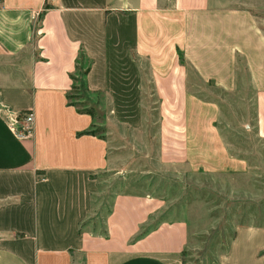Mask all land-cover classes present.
<instances>
[{"label": "crops", "instance_id": "1", "mask_svg": "<svg viewBox=\"0 0 264 264\" xmlns=\"http://www.w3.org/2000/svg\"><path fill=\"white\" fill-rule=\"evenodd\" d=\"M81 20L102 24L109 71L98 37L86 43L75 29ZM84 47L95 59L91 82H104L110 101L131 100L133 89L136 101L159 103L161 151L181 152L185 165L198 156L204 168L239 170L246 161L215 125L217 104L191 89L192 72L227 93L245 72L264 140V28L224 0H0V103L34 113L33 135L20 138L0 110V264H183L189 223L155 222L163 204L151 195L117 194L102 228L79 234L90 175L127 162L109 136L128 126L142 135L149 120L107 114L110 134L88 133L94 117L68 99ZM220 264H264V225L238 226Z\"/></svg>", "mask_w": 264, "mask_h": 264}, {"label": "rangeland", "instance_id": "2", "mask_svg": "<svg viewBox=\"0 0 264 264\" xmlns=\"http://www.w3.org/2000/svg\"><path fill=\"white\" fill-rule=\"evenodd\" d=\"M224 1L234 7L250 9L264 28V0ZM79 18L88 19L86 16ZM75 29L84 36L86 43L91 33L98 37L92 41L102 64L107 60L104 65L109 71L102 24L81 20L75 24ZM94 62V56L88 55L86 47L82 48L69 100L79 111L92 112L95 132L110 134L107 114L118 119L127 117L134 125L142 112L149 120L145 122L142 135L128 126L122 133L116 129L117 134L109 136L113 151L122 152L127 162L121 170L114 168L90 175L94 186L89 199L91 212L81 223L79 234L89 226L102 228L117 194L151 195L163 204L155 222L184 219L189 223L191 233L183 252V264H220L238 226L264 225V140L257 135L255 94L246 73L242 72L241 86L234 93H227L210 82H203L192 72L191 89L202 99L217 104L219 108L215 110L220 115L215 125L221 130L231 153L246 161V166L239 170L215 169L199 166L198 156L192 165H185L181 152L168 155L161 151L156 136L159 103L142 104L138 101L140 96L136 101L133 89L131 100L110 101L109 88L103 86L104 82L97 80V85L91 82ZM108 71L105 73L109 76ZM105 73L96 71L93 76ZM55 230L53 224L51 231ZM51 231L43 230V234L50 235ZM59 233L57 231L56 236Z\"/></svg>", "mask_w": 264, "mask_h": 264}, {"label": "built area", "instance_id": "3", "mask_svg": "<svg viewBox=\"0 0 264 264\" xmlns=\"http://www.w3.org/2000/svg\"><path fill=\"white\" fill-rule=\"evenodd\" d=\"M0 110L8 116L13 129L20 138H29L33 135L34 113L32 110L16 112L1 103Z\"/></svg>", "mask_w": 264, "mask_h": 264}, {"label": "trees", "instance_id": "4", "mask_svg": "<svg viewBox=\"0 0 264 264\" xmlns=\"http://www.w3.org/2000/svg\"><path fill=\"white\" fill-rule=\"evenodd\" d=\"M73 82H74V76H73ZM72 87H73V86H72ZM68 99H69V95H68ZM69 103H70L71 105H74L70 100H69ZM87 113H89V114H91V115L93 116L92 112L87 111ZM88 133H96L95 130H94V127L92 128L91 131H88Z\"/></svg>", "mask_w": 264, "mask_h": 264}]
</instances>
